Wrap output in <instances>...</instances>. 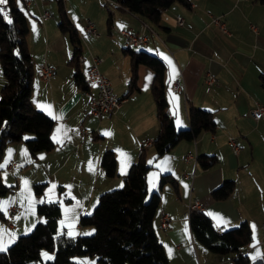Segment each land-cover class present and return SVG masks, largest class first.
<instances>
[{
    "label": "crops",
    "instance_id": "1",
    "mask_svg": "<svg viewBox=\"0 0 264 264\" xmlns=\"http://www.w3.org/2000/svg\"><path fill=\"white\" fill-rule=\"evenodd\" d=\"M26 1L16 0V5L26 18L32 65L36 72L40 64L54 70L48 81L35 75L30 103L53 121L50 139L54 148L39 152L34 159L23 141L5 149L2 158L6 174L10 163H15L8 177L31 162L21 176L32 167L38 172L27 181L15 183L6 209H17L13 228L0 224V246L6 249L31 232L40 220L36 209L41 204L59 206L57 230H70L73 238L79 236L76 231L90 230L80 227V218L92 213L104 193L123 187V177L144 151L151 168L146 176L148 197L156 192L160 196L153 229L167 264H233L236 255L212 254L193 238L189 216L194 202L216 230L226 232L246 224L252 241L240 248L239 254L249 264H264V120L254 121L250 116L256 104L264 106L260 87L264 77V4L257 0H186V4L174 3L165 9L159 25L154 26L111 5L116 0H44L43 4L35 0L30 6ZM59 1L79 38L84 61L78 70L84 82L92 58H99L101 75L111 82L113 93L125 100L114 115H88L89 96L85 92L95 96L96 88L85 86L87 91L82 90L74 81L73 49L58 28ZM44 12L48 18L42 20ZM177 17L183 22L181 27ZM215 19L224 25L226 34ZM85 21L93 24L96 37L84 33ZM120 30L144 34L146 43L130 51L155 56L164 63L167 113L175 129L188 128L187 112L193 108L212 113L214 133L204 132L194 141L180 142L160 159H155L152 146L142 148L143 142H153L159 132L151 93L154 74L138 67L135 89L130 91L131 60L125 55ZM206 74L216 83L207 85ZM149 75L150 80L146 79ZM174 81L181 83L182 92L169 90ZM3 85L0 67V92ZM82 130L89 134L87 139L80 136ZM228 138L236 139L237 155L231 152ZM106 152L115 157L113 178H107L101 168ZM187 155L196 156V160L187 161ZM212 156L216 164L203 170L199 160ZM163 176H168L169 182L159 189ZM226 182L233 183L229 197L215 201L212 193ZM24 184L25 194H21ZM38 184L45 185L39 197L31 190ZM6 211L2 214L4 222ZM161 214L168 216L165 228L160 225Z\"/></svg>",
    "mask_w": 264,
    "mask_h": 264
},
{
    "label": "trees",
    "instance_id": "2",
    "mask_svg": "<svg viewBox=\"0 0 264 264\" xmlns=\"http://www.w3.org/2000/svg\"><path fill=\"white\" fill-rule=\"evenodd\" d=\"M257 1L264 4V0ZM116 3L128 13L158 26L165 9L174 3L186 4V0H116ZM3 7L5 10L0 13V67L4 79L0 92V161L9 145L21 141L31 159H34L39 152L53 150L54 144L50 139L53 121L36 111L30 103L36 71L26 43V18L17 8L16 0H7ZM58 15L59 31L68 38L73 49L72 61L76 66L74 81L78 87L86 90L87 84L77 63L81 54L79 38L64 13L61 1L58 2ZM9 19L12 23H8ZM125 55L131 60L130 91L135 89L138 67L144 66L154 74L151 93L159 124L158 136L152 144L155 159L168 154L180 142L194 141L204 132H215L212 113L193 108L187 112L188 128L176 130L167 113L164 63L155 56L133 53L130 49ZM260 87L264 90V77L260 79ZM27 135L30 137L26 139ZM144 156L143 151L123 177L122 188L104 193L92 213L80 218L81 228L94 230L91 236L73 238L60 233L57 230L59 206L41 204L36 209L40 220L35 228L0 252V264H82L75 259L85 256L96 258V264H167L166 255L153 229L160 196L156 192L147 199L146 176L151 168ZM216 161L214 156L201 158L199 165L206 170L213 167ZM101 168L107 178L116 176V161L111 152L103 155ZM168 178L161 177L159 189L169 182ZM13 189L3 186L0 178V198ZM232 189V182L223 183L212 193V198L223 201L229 197ZM44 191L45 185L33 187L37 197L42 196ZM0 218L3 219L2 214ZM189 227L193 238L212 254L236 255L233 264H249L248 259L239 254V249L252 241L251 231L246 224L218 234L203 213L192 211Z\"/></svg>",
    "mask_w": 264,
    "mask_h": 264
},
{
    "label": "built area",
    "instance_id": "3",
    "mask_svg": "<svg viewBox=\"0 0 264 264\" xmlns=\"http://www.w3.org/2000/svg\"><path fill=\"white\" fill-rule=\"evenodd\" d=\"M35 0H27L26 5L30 6L33 4ZM42 4L45 2L44 0H38ZM111 5L117 6V3H112ZM3 11L5 10L4 7H2ZM48 18V13L44 12L42 15V20H45ZM177 25L181 27L183 25V22L180 17L176 18ZM214 23L219 27L221 32L223 34H226V30L224 28V25L218 20L215 19ZM145 29L148 30L149 27L147 25H144ZM84 33L96 37V30L93 26V24L90 21H85L83 26ZM119 35L124 40V46L125 49H131L133 47H140L143 44L146 43L147 38L144 34H133L125 30H120ZM84 61V58L82 56H79L77 59V63L81 64ZM102 60L99 58H92L91 63L86 69L85 72V79L86 84L89 87H95L96 88V95L91 96L87 92L86 95L89 96V102H88V115L95 117V118H101L103 116H111L114 115L124 104L125 100L122 98H118L112 91L111 82L106 79L103 75H101L99 71V65L101 64ZM36 76L42 80V81H48L50 78L54 76V70L53 68L49 67L46 64H40L38 66V70L36 72ZM205 82L207 85H213L216 83V80L213 76L206 74L205 76ZM169 90L172 92L180 93L183 91V86L179 81H174L169 85ZM250 116L254 121H260L264 120V106L256 104L254 108L250 112ZM80 136L84 139H87L89 137V134L82 130L80 131ZM152 141H145L141 144L143 149H147L148 147L152 146ZM228 145L231 150V152L234 155H237L239 153V147L237 145L236 139L234 138H228ZM186 160H196V156L193 155H187ZM15 166L14 162L10 163V166L8 167L7 174L11 175V168ZM191 212L197 211L202 213V209L199 205V203L194 202L190 206ZM17 209L15 207L8 208L6 211V220H5V227L8 229L13 228V216L16 213ZM160 225L161 227L165 228L167 222H168V216L166 214H161L160 217ZM218 234H221L223 231L222 229L216 230ZM261 237L262 242L264 243V224L261 226Z\"/></svg>",
    "mask_w": 264,
    "mask_h": 264
},
{
    "label": "rangeland",
    "instance_id": "4",
    "mask_svg": "<svg viewBox=\"0 0 264 264\" xmlns=\"http://www.w3.org/2000/svg\"><path fill=\"white\" fill-rule=\"evenodd\" d=\"M28 137H30V135H27L26 139ZM32 164L33 163L31 162V164L28 167H25V165H22L21 167H18L19 169H16L15 171H13V177H8L7 174H6V172H5V169H4L3 158H2L1 161H0V165H2V167H0V169H1L0 178H1L2 185L5 186V187H7V188H10V187H13L14 188L15 187V183H17V184L20 183L21 179L24 180V181L29 180L30 176L34 172H36V171L38 172V168L37 167H32L26 173H24L22 176H21V172H23L24 170H26L27 168H29ZM38 185H41V184H38ZM26 187H27V185L24 184L20 188V191L19 192L21 194H25ZM14 190H16V189H14ZM31 190H32V193L34 194V192H33V186L31 187ZM12 192H13V190H12ZM10 193H7L4 197L0 198V214H4L5 211H6V209H7V207H8V205L11 203V196L12 195ZM150 197H151V195L147 199L149 200ZM4 223L5 222L2 221V219L0 218V224H2L4 226ZM35 226H34V228H35ZM84 228L85 229H90V230L76 231V233L79 234V236H77V237H80V236H91L94 233V230H92L90 227H84ZM61 231H63V230H59L60 233H61ZM29 233H31V232H28L27 234H24L23 236L29 235ZM64 233L67 236H69V237H72L73 236V233H70V230H65ZM11 245L12 244H10V246ZM75 261H79L82 264H96V258H94V257H87V256H85V257H81V258H76Z\"/></svg>",
    "mask_w": 264,
    "mask_h": 264
},
{
    "label": "snow or ice",
    "instance_id": "5",
    "mask_svg": "<svg viewBox=\"0 0 264 264\" xmlns=\"http://www.w3.org/2000/svg\"><path fill=\"white\" fill-rule=\"evenodd\" d=\"M7 3V0H0V5H4ZM3 12V9H0V13ZM8 23H12V21L9 19L8 20ZM167 59V57H165ZM170 62V61H169ZM146 79L150 80L151 79V76L149 75V77H147ZM149 163H151V161H149ZM0 167H2V165H0ZM255 227V226H253ZM6 249L3 247V246H0V251H5ZM45 255H47V253H45ZM49 259H52L51 256L48 257Z\"/></svg>",
    "mask_w": 264,
    "mask_h": 264
}]
</instances>
